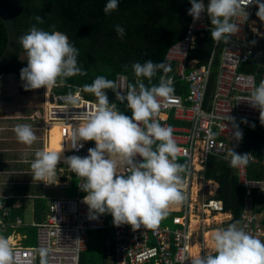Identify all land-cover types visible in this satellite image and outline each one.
<instances>
[{"label": "clouds", "instance_id": "1", "mask_svg": "<svg viewBox=\"0 0 264 264\" xmlns=\"http://www.w3.org/2000/svg\"><path fill=\"white\" fill-rule=\"evenodd\" d=\"M189 2L191 8L188 15L193 21L200 20L201 14L206 12L212 25V41L227 44L230 37L240 30L233 18L240 15L247 18L246 8L253 0H209L207 6L203 0ZM255 3L258 7L256 15L264 21V3L260 0H255ZM118 6V0H107L103 12L110 15ZM35 20L37 24L44 22L40 15H36ZM114 30L121 39L126 34L120 25H116ZM19 43L27 55V66L18 72L26 90L42 89L43 93L46 89L47 95L53 88L63 85L66 78L86 75L78 64L79 50L64 32H49L32 25L26 34L19 37ZM131 67L135 77L146 78L151 86L138 81L126 91L119 88L123 90L121 92L117 91L114 80L104 76H97L90 85L84 86V91L96 97V103L90 110L74 117L79 123L76 127L70 125L66 138L73 148L77 145L82 148L81 141H94L95 147L89 148L85 157H64V163L82 180L78 186L86 193L82 196L89 209V219L96 220L100 215L110 214L116 227L130 225L133 231L142 227L156 230L161 220L169 215L170 209L186 203L183 191L186 181L182 174L187 165L178 162L181 149L173 138L172 126H162L158 119L162 105L173 98V80L161 79L158 85L151 84L159 71L168 73L171 66L147 60L144 63L135 62ZM106 90H112L120 103L126 102L131 116L109 102ZM242 99L259 109L260 123L264 125V81ZM64 100L67 109L80 108L79 92L68 93ZM226 120L231 124L232 137L238 144L243 133L234 117L227 115ZM241 122L248 123L247 120ZM14 132L17 140L28 147L38 140L28 124L17 125ZM62 152V145L60 150H36L31 162L33 180L58 185L57 165ZM227 155L231 158L232 168L247 166L251 158L250 153L239 154L232 147ZM137 157L142 160H137ZM238 224L239 221H235L226 228L214 231L209 238L211 251L191 257L185 255L184 262L264 264V241L238 227ZM39 256L40 264H48L47 249L40 248ZM0 264H14L12 245L3 236H0Z\"/></svg>", "mask_w": 264, "mask_h": 264}, {"label": "built area", "instance_id": "2", "mask_svg": "<svg viewBox=\"0 0 264 264\" xmlns=\"http://www.w3.org/2000/svg\"><path fill=\"white\" fill-rule=\"evenodd\" d=\"M208 2L209 0H203L205 6ZM260 2L264 3V0ZM246 11L247 18L244 15L233 18L234 22L238 23L239 32L231 36L227 44L215 42L204 65H200L199 58H191L190 52L197 49L201 43L199 39L211 31V21L206 12L201 14L198 21L194 22L191 18L185 35L167 49L165 58L169 65H174V72L169 75L164 73L158 84L161 79H172L173 86L177 82L186 84L188 92L185 96L174 92L173 98L162 105L158 119L162 126H172L173 138L181 149L179 157L188 158L187 170L182 174L186 181L183 190L187 198L186 203L178 209H170L175 212L172 216L174 228L159 224L156 230L142 227L133 231L130 225L114 226L112 217L110 227L113 229V236L106 251L108 264H190V261L184 262L183 258L185 255L194 256L190 247L195 242L199 245V254L211 251L205 248L204 230L212 223L207 225L202 221L198 222L197 228L191 231L190 215L193 210L195 215H201L198 217L201 220L207 215L213 217L222 213L227 221L218 222V229L239 221L238 227L264 241V201L255 200L257 197L264 198V178L251 177L247 166L234 168L243 188V211L239 220H234L232 212L225 210L223 200L216 197L217 191H208L201 199H192L194 181L199 184L197 196L202 183H206L203 184L206 186L211 182L204 175L210 155H219L230 162L231 158L227 154L231 147L235 152H241V141L237 144L233 139L231 124L226 120L227 115L235 118V123L239 125L242 133L264 129V125L260 123L259 109L251 107L242 99L248 97L253 87L259 83L253 73L241 71V66L253 60L254 55L258 58L256 61L264 57V21L256 15L258 7L255 0L247 6ZM218 55L219 62L215 67L214 62ZM214 72L213 92L209 94ZM115 82L117 91H123L119 88L127 90L126 75L117 73ZM58 87L53 88L47 95L46 89L42 93V110L39 115L46 130L49 124H58L62 128H70V125L76 127L79 121L74 117L90 110L96 103V100L83 96L81 87L64 93L57 92ZM70 92H79V109H67L64 97ZM118 102L113 92L110 103ZM242 120H247L248 123H242ZM172 121H180L181 124H172ZM80 143H83L82 148H79V145L77 148L71 146L64 151V157H85L88 155V149L95 147L94 141ZM250 157V161L256 160L252 153ZM137 160L142 158L137 157ZM197 165H200L199 170ZM65 171L72 173L67 165ZM81 183L80 179L79 184ZM78 188L81 190L79 186ZM83 197L79 194L76 197L60 196L47 200L45 219L35 223V244L25 246L17 241L10 242L14 252V264H40V248L48 250V264H86L82 261V253L89 246V231L105 228L107 224L106 214L100 215L96 220L89 219V209L83 202ZM4 199H7V196H0V232L14 231L24 224L23 218L17 216L13 219L12 208L6 206ZM256 207L263 208L255 210ZM199 231L202 236L200 240L197 239Z\"/></svg>", "mask_w": 264, "mask_h": 264}, {"label": "trees", "instance_id": "3", "mask_svg": "<svg viewBox=\"0 0 264 264\" xmlns=\"http://www.w3.org/2000/svg\"><path fill=\"white\" fill-rule=\"evenodd\" d=\"M0 3L14 21L18 40L14 55L1 71L20 73V70L27 66V61L20 57L24 49L19 43V37L26 34L32 25L49 32L61 31L68 35L70 42L79 50L78 64L86 75L66 78L65 83L56 90L64 93L81 87L83 96L89 100L96 97L84 91V86L90 85L97 76L115 81L117 73L124 74L128 78V87L136 85L138 81L151 86L146 78L135 77L132 64L144 63L147 60L168 64L165 58L167 49L185 35L192 18L188 15L191 8L189 0H118V9L110 15L103 12L107 0H0ZM36 15L43 17V24H37ZM116 25L125 29L126 34L122 39L114 30ZM199 40L202 48L192 50L190 57L199 58L200 65H204L215 42L212 41L210 31ZM5 45L6 31L0 20V54L5 50ZM218 62L219 55L216 56L215 67ZM170 66L171 71L165 73L167 75L174 72V65ZM240 70L253 73L257 83L264 81V62L261 60L248 61ZM163 74L162 70L159 71L151 84L158 85ZM214 83L215 72L209 94L213 92ZM174 88L175 93L183 96L188 92L187 85L181 82H177ZM106 94L111 102L113 91L106 90ZM116 105L118 110L131 116L126 102L122 104L119 101ZM172 124L181 122L172 121ZM240 150V154L252 153L256 157L255 161H250L247 165L249 175L264 178V129L245 131ZM178 162L186 164L183 157H178ZM204 175L207 180H214L219 184L216 197L223 200L225 210L232 212L234 220H239L243 211V188L234 168L230 167V162L212 154L208 158ZM255 200L260 202L264 201V198L257 197ZM262 208L256 207L255 210ZM169 214L173 216L175 212L170 211ZM90 243L89 235L88 249ZM106 254L107 252L104 253L105 260ZM82 261L85 263L83 253Z\"/></svg>", "mask_w": 264, "mask_h": 264}, {"label": "crops", "instance_id": "4", "mask_svg": "<svg viewBox=\"0 0 264 264\" xmlns=\"http://www.w3.org/2000/svg\"><path fill=\"white\" fill-rule=\"evenodd\" d=\"M9 87L10 89L8 92L15 93L16 99L12 102L0 100V196H7V199H4V201L6 206L12 208L11 215L13 219L20 216L23 218L24 224L18 226L14 231L9 230L11 233H9V231H1L0 236L8 238L10 242L17 241L22 245L32 246L36 242L35 223L44 220L47 214V200L59 197L53 195L54 192L58 194L59 191L77 189L75 192L79 195L83 194V191L78 188L80 178L76 177L73 173L66 172V167H62V165H57L58 185H46L44 182L33 180L31 162L35 158L36 150L40 148L51 150L50 125L52 124L47 126V134L44 137L43 128L45 129V127L39 115L42 110L41 104L43 102L42 89L41 93L37 95V89H29L30 93H27L24 87V81L17 85L10 82ZM40 122L42 124H40ZM20 124H28L32 127L38 137V141L34 144L39 145L41 141L40 146H34L33 144L31 147H28L17 140L14 128ZM63 129L66 132L69 131L67 126H63V128L61 126L62 131H64ZM42 140H45L44 144ZM52 146L54 150H59L56 137L53 139ZM63 159L64 151L61 154V161ZM60 168H64V171H60ZM211 182L215 183L218 189L219 184L214 180H211ZM195 184L199 186L197 182H194L192 191ZM176 208L177 207H175V209ZM106 215V223L108 226L104 229H99L102 231L104 253L109 249L113 236L112 228L109 226L112 216L110 214ZM191 215L197 216L193 212ZM191 215L190 228L192 225ZM218 215L224 214H215L211 219L214 220ZM208 217H210V215L206 216L203 222ZM201 221L202 220H199V222ZM216 230H218V228L204 230L205 241L206 235ZM206 248L208 249L207 244Z\"/></svg>", "mask_w": 264, "mask_h": 264}, {"label": "rangeland", "instance_id": "5", "mask_svg": "<svg viewBox=\"0 0 264 264\" xmlns=\"http://www.w3.org/2000/svg\"><path fill=\"white\" fill-rule=\"evenodd\" d=\"M20 57L27 61V55H26L25 51L21 52ZM261 62H264V57L261 58ZM26 92L30 93L29 90H26ZM40 93H41V89H37L36 95L40 94ZM40 124H42V123L40 122ZM43 130H44L43 134L45 137L47 132L44 128H43ZM251 132H254V131H251ZM42 142L44 144L45 140H42ZM40 144H41V141H40L39 145L34 144V146H40ZM183 158L186 160V164H187L188 158L187 157H183ZM62 162H64V159L62 161H60L58 163V165H61ZM62 167H66V165L62 164ZM59 170L64 171V168H60ZM186 170H187V167H186ZM198 170H199V168H198ZM199 176H200V173H199ZM194 182H196V181H194ZM203 184H206V183L203 182L201 185V190L197 196L199 199H201L204 195H207L208 191H217L218 190L217 188H213V186L211 185V182L207 183L206 186H204ZM76 190H74V189L71 191L70 190L69 191L63 190V191H59L58 194H57V192L56 193L54 192L53 195H57L59 197L63 196V195L68 196V197L77 196V194L75 192ZM83 194L86 195L85 192H83ZM192 212L195 213V210H193ZM198 217L200 218L201 215L198 214ZM106 218H107V215H106ZM109 219H110V217H109ZM199 220H201V219H199ZM222 221H227V220H225V217L222 218L221 221L212 220V225L210 227H207L206 229L211 230L214 228H218V222H222ZM160 225L170 226V227L174 228V225L172 222V215L169 214L166 218L162 219L160 222ZM200 225L202 226V224H200ZM9 233H11V231H9ZM89 235H90V240H91L90 247L87 251L83 252V256H85L86 263L87 264H108V261L104 259V245H103L102 231L99 229H91L89 231ZM201 237H202L201 231H199L197 233V239L200 240ZM205 248H206V241H205Z\"/></svg>", "mask_w": 264, "mask_h": 264}, {"label": "water", "instance_id": "6", "mask_svg": "<svg viewBox=\"0 0 264 264\" xmlns=\"http://www.w3.org/2000/svg\"><path fill=\"white\" fill-rule=\"evenodd\" d=\"M0 20L2 21L6 31V45L3 53L0 54V100L5 102H12L16 99L15 93L7 92L10 87V76H12V83L15 85L22 83L20 74L16 71H1L7 65V62L12 58L17 46V31L13 19L7 10L0 3ZM198 48H202V43H199ZM253 60H258L257 56H252ZM52 100V96H50Z\"/></svg>", "mask_w": 264, "mask_h": 264}, {"label": "bare ground", "instance_id": "7", "mask_svg": "<svg viewBox=\"0 0 264 264\" xmlns=\"http://www.w3.org/2000/svg\"><path fill=\"white\" fill-rule=\"evenodd\" d=\"M50 131H51V141H50V145H51V150H54L53 149V146H52V142H53V139H55V137L57 138L58 140V146H59V150L61 148V145L63 146V151L65 150H68L70 147H71V142L67 140L66 138V134L67 132L66 131H62L61 130V126L60 125H55V124H52L50 125ZM62 154V153H61ZM200 168V166L197 165V169ZM211 185L213 186V188H217V185L213 182H211ZM199 189V186L197 184H195V186L193 187V197L192 199L193 200H196V197H197V191ZM192 214V213H191ZM219 214V213H217ZM192 216V215H191ZM208 216V215H207ZM224 217V215H218L214 220H219L221 221V219ZM226 217V216H225ZM212 217H208L204 222L202 220L203 223L207 224V225H211L212 223ZM191 222H192V225H191V229H195L198 225V222H199V219L197 216H192L191 217ZM213 232V231H212ZM212 233H208L206 235V244H207V247H208V250L211 249V241H210V236H211ZM196 244V245H195ZM198 243L195 242L194 244H192V246L190 247V251L192 252L193 255H198L199 254V246L197 245Z\"/></svg>", "mask_w": 264, "mask_h": 264}]
</instances>
